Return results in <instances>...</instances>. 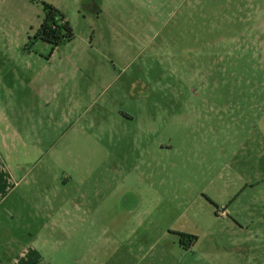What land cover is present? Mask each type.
Wrapping results in <instances>:
<instances>
[{
    "label": "rangeland",
    "instance_id": "374dc122",
    "mask_svg": "<svg viewBox=\"0 0 264 264\" xmlns=\"http://www.w3.org/2000/svg\"><path fill=\"white\" fill-rule=\"evenodd\" d=\"M46 4L75 34L56 49ZM0 109L33 145L13 158L41 159L20 206L63 226L73 195L95 205L35 229L41 252L264 264V0H0Z\"/></svg>",
    "mask_w": 264,
    "mask_h": 264
},
{
    "label": "crops",
    "instance_id": "0c3cea01",
    "mask_svg": "<svg viewBox=\"0 0 264 264\" xmlns=\"http://www.w3.org/2000/svg\"><path fill=\"white\" fill-rule=\"evenodd\" d=\"M65 115L68 118V113L65 112ZM5 116L4 110L0 109V117H3L1 118L2 120L0 119V264H62L59 257L40 251L38 240L41 238V235L40 231H35V229L73 227V224H76L74 227L81 229L88 223L89 218L93 219L90 216V212H84L85 208H91L95 205L83 204L80 197L84 198L85 194L83 193H79L80 195L77 196L73 195V199H70L71 203L63 206L66 209L70 208L66 210L68 220L63 226L58 225L61 221L55 220L52 216L37 222V212L40 213L43 210L41 206L38 209L34 204V199H32V203L29 199V202H25L24 205L20 206L22 197L30 193L34 182L38 180L37 176L39 174L31 171V169L32 167H36L38 161L41 159H36L38 155L34 159L13 158L17 151L16 149H20V147L31 149L33 145H29L28 141L25 138L23 139L19 131L11 124L4 122ZM3 125L7 126V128H4ZM93 196L97 197L98 193H94ZM4 211H6V214ZM12 211L14 215L11 216L9 213ZM47 211L55 213L53 207ZM17 212H19L21 218L15 216ZM56 212L59 211L56 210ZM74 212L77 214L76 216L73 215ZM17 228L30 229V231L20 233L16 230ZM113 239L114 243L121 244L118 233L115 232ZM45 242L49 241L45 240ZM127 248L131 250L132 247ZM118 250L119 248L113 247L112 251L118 252Z\"/></svg>",
    "mask_w": 264,
    "mask_h": 264
},
{
    "label": "trees",
    "instance_id": "16d2710c",
    "mask_svg": "<svg viewBox=\"0 0 264 264\" xmlns=\"http://www.w3.org/2000/svg\"><path fill=\"white\" fill-rule=\"evenodd\" d=\"M45 6L48 14L37 33V38L51 43L53 49H56L58 46L74 39V30L70 21L57 7L51 4Z\"/></svg>",
    "mask_w": 264,
    "mask_h": 264
},
{
    "label": "flooded vegetation",
    "instance_id": "af4514ba",
    "mask_svg": "<svg viewBox=\"0 0 264 264\" xmlns=\"http://www.w3.org/2000/svg\"><path fill=\"white\" fill-rule=\"evenodd\" d=\"M184 234L192 235V234L189 233V232H181L180 235H181L183 241L187 239V240H191V241L194 242V239H195V236H194V235H192V236H186V235H184Z\"/></svg>",
    "mask_w": 264,
    "mask_h": 264
}]
</instances>
